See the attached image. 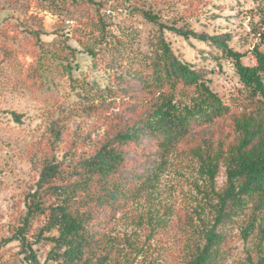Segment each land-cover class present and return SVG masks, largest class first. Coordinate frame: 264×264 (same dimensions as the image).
Segmentation results:
<instances>
[{"label":"rangeland","instance_id":"rangeland-1","mask_svg":"<svg viewBox=\"0 0 264 264\" xmlns=\"http://www.w3.org/2000/svg\"><path fill=\"white\" fill-rule=\"evenodd\" d=\"M263 2L97 0L96 5H73L0 0V264H35L30 251L39 264H55L47 261L51 247L36 242L44 220L32 226L27 243L18 232L26 198L44 163L56 157L71 168L118 131L139 126L147 117L152 107L147 95L138 102L120 94L96 95L98 88L127 87L131 73L147 70L160 27L145 12L164 27L228 35L234 51L249 54L256 47L264 50L257 14ZM163 36L180 59L205 71L209 86L230 109L197 139L229 135L230 143L236 133L232 120L253 112H261L264 126V102L241 85L233 60L212 44L185 39L169 28H163ZM244 61L252 62L249 56ZM193 93L185 88L176 96L188 100ZM12 112L22 115V122H16ZM58 130L60 141L55 140ZM193 146L190 141L173 151L154 188L95 225L104 238L100 264H187L205 244L217 221L227 174L222 166L211 181L201 163L188 155ZM252 208L235 210L218 229L228 239L223 264H264L263 213L253 214Z\"/></svg>","mask_w":264,"mask_h":264},{"label":"trees","instance_id":"trees-1","mask_svg":"<svg viewBox=\"0 0 264 264\" xmlns=\"http://www.w3.org/2000/svg\"><path fill=\"white\" fill-rule=\"evenodd\" d=\"M59 1H70L73 5L97 4V0ZM257 14L262 27L259 37L264 45V2L258 4ZM145 16L160 27L147 70L131 73L132 81L127 87L98 88L96 95L114 97L120 94L132 102L147 95L152 104L147 117L139 121V126L118 131L114 137L105 140L94 155L81 159L71 168H65L56 157L46 161L35 189L26 198L27 210L23 226L18 230L19 236L27 243L32 226L44 220L45 225L36 242L51 247L48 262L100 264L104 238L95 225L101 224L108 214L123 212L136 196L154 188L165 173L173 151L190 141L195 142V146L188 149V155L201 163L210 180L214 181L224 166L227 183L219 195L217 221L206 234L205 244L187 264L225 263L229 253L228 239L218 229L235 210H245L251 205L253 214L263 213L264 221L261 112L241 118L236 116L231 122L236 133L230 143L229 135L197 139L205 127L222 120L230 109L219 93L209 86L205 71L176 55L163 36V28H169L185 39L193 37L210 43L233 60L241 85L258 102H264V50L256 47L249 54H242L231 48L228 35H198L187 27H164L148 12ZM248 56L252 60L249 64L244 61ZM185 88L194 89L188 100L176 96ZM12 116L16 122H22V115L12 112ZM61 138L58 130L55 140ZM145 139L149 144H145ZM138 164H142L144 170H138ZM28 256L39 264L33 251Z\"/></svg>","mask_w":264,"mask_h":264}]
</instances>
